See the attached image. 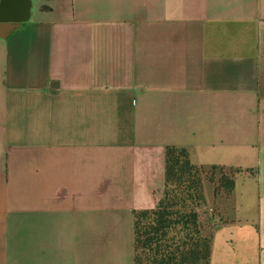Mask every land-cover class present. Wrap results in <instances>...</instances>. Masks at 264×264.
<instances>
[{
    "label": "crops",
    "instance_id": "1",
    "mask_svg": "<svg viewBox=\"0 0 264 264\" xmlns=\"http://www.w3.org/2000/svg\"><path fill=\"white\" fill-rule=\"evenodd\" d=\"M0 264H133L166 148L204 169L209 264H264V0H0Z\"/></svg>",
    "mask_w": 264,
    "mask_h": 264
},
{
    "label": "trees",
    "instance_id": "2",
    "mask_svg": "<svg viewBox=\"0 0 264 264\" xmlns=\"http://www.w3.org/2000/svg\"><path fill=\"white\" fill-rule=\"evenodd\" d=\"M165 158L162 199L152 210L134 212L133 264H209L212 239L202 233L199 224V210L206 204V169L193 162L186 147H167ZM211 169L222 173L220 168ZM230 174L220 178L226 192L234 188L233 171ZM173 214L178 218L173 219Z\"/></svg>",
    "mask_w": 264,
    "mask_h": 264
},
{
    "label": "water",
    "instance_id": "3",
    "mask_svg": "<svg viewBox=\"0 0 264 264\" xmlns=\"http://www.w3.org/2000/svg\"><path fill=\"white\" fill-rule=\"evenodd\" d=\"M19 23H9L0 21V36L6 37L11 34L17 27Z\"/></svg>",
    "mask_w": 264,
    "mask_h": 264
},
{
    "label": "built area",
    "instance_id": "4",
    "mask_svg": "<svg viewBox=\"0 0 264 264\" xmlns=\"http://www.w3.org/2000/svg\"><path fill=\"white\" fill-rule=\"evenodd\" d=\"M217 173L220 174L219 175L220 178L222 177V175H226L223 170H222V173H219V172H216L215 170L207 169L204 171L203 177H212V176H214V174H217ZM218 187L221 188V181H220V183H218Z\"/></svg>",
    "mask_w": 264,
    "mask_h": 264
},
{
    "label": "rangeland",
    "instance_id": "5",
    "mask_svg": "<svg viewBox=\"0 0 264 264\" xmlns=\"http://www.w3.org/2000/svg\"><path fill=\"white\" fill-rule=\"evenodd\" d=\"M174 211H176V210H175V209H172L171 212H174ZM172 218H173V219H177V218H178V215L173 214V215H172ZM189 227H190L189 229H191V224H189ZM188 232L190 233L189 236H191V235H192V231H191V230H188Z\"/></svg>",
    "mask_w": 264,
    "mask_h": 264
}]
</instances>
